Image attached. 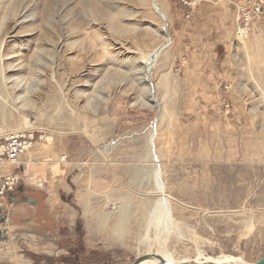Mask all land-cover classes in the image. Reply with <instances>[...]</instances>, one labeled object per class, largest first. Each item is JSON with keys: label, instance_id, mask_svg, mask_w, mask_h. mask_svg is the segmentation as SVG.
<instances>
[{"label": "rangeland", "instance_id": "obj_1", "mask_svg": "<svg viewBox=\"0 0 264 264\" xmlns=\"http://www.w3.org/2000/svg\"><path fill=\"white\" fill-rule=\"evenodd\" d=\"M183 1L0 0V137L31 133L23 154L43 172L23 194L40 225L15 216L0 264L264 256V20L239 35L235 6L227 86L221 47L187 72Z\"/></svg>", "mask_w": 264, "mask_h": 264}, {"label": "crops", "instance_id": "obj_2", "mask_svg": "<svg viewBox=\"0 0 264 264\" xmlns=\"http://www.w3.org/2000/svg\"><path fill=\"white\" fill-rule=\"evenodd\" d=\"M243 1L245 0H192L193 7L188 8L187 21L179 24L175 43L178 51L187 55V72L194 69L192 65L197 51L202 52L199 49L210 48V58L214 61L216 60L214 50L221 47L225 55L219 59L218 68L222 72L221 80L229 86L231 71L234 68L228 60V55L235 28V6L241 5ZM259 28L264 31V23H261ZM214 69L216 68L211 67V70ZM227 98L233 102L236 100L232 92L227 95ZM13 173H19L23 177V182L16 188V193L25 194L29 189L41 188L35 182L43 174L39 162L31 165L24 154L20 155L16 165L0 167V185L6 175ZM6 198L0 199V205L6 202Z\"/></svg>", "mask_w": 264, "mask_h": 264}, {"label": "built area", "instance_id": "obj_3", "mask_svg": "<svg viewBox=\"0 0 264 264\" xmlns=\"http://www.w3.org/2000/svg\"><path fill=\"white\" fill-rule=\"evenodd\" d=\"M188 5L187 0L183 1ZM237 27L244 33L254 24L264 20V0H245L237 6ZM240 35V34H239ZM33 145V135L31 133H20L0 137V167L4 165L14 166L18 157ZM23 182V177L19 173L6 175L0 185V199L13 193Z\"/></svg>", "mask_w": 264, "mask_h": 264}, {"label": "bare ground", "instance_id": "obj_4", "mask_svg": "<svg viewBox=\"0 0 264 264\" xmlns=\"http://www.w3.org/2000/svg\"><path fill=\"white\" fill-rule=\"evenodd\" d=\"M239 34L243 36L245 33L243 31H239ZM156 59H157V51L156 50L145 59V62H144V64H145L144 65V67H145L144 68V75L146 76V79H149V76L151 74V69H153V67H154V65L156 63ZM159 192H160V190H159ZM153 204H154V206L150 210V213H149L150 221L147 224V227L151 226V227H154V228H156L158 230L159 228H161V226L163 224H165V223L167 224L168 223V216H167V212H168L167 210L168 209H167V207L165 205V200L163 198L157 199L155 201V203H153ZM147 255H151V254H146V255H143L142 257H145ZM156 255H158V254H156ZM159 256L162 257L165 261L172 262L174 264H182V263L188 261L186 259H183V260H180V261L174 260L171 257H169L167 254H162V255H159ZM221 257H223V256H221ZM199 260H203L205 262H214L216 264H221V263H223V264H245V263H242V262H236L233 259L226 258V257L218 258V259H214V260L210 259V258L198 257L194 261L196 263V262H199ZM139 264H155V261L150 260V259L149 260L148 259H143Z\"/></svg>", "mask_w": 264, "mask_h": 264}, {"label": "flooded vegetation", "instance_id": "obj_5", "mask_svg": "<svg viewBox=\"0 0 264 264\" xmlns=\"http://www.w3.org/2000/svg\"><path fill=\"white\" fill-rule=\"evenodd\" d=\"M28 196L26 195H23L22 193L21 194H18L16 193V190L9 194V196L6 198V202L4 204H2V211H1V214H0V219L4 216V215H7V220H6V223H5V228L7 225H9L10 223L13 225V220L15 219V216H18L19 214L20 215H25V214H29L31 213L32 216H22L25 218V223L28 225V227L33 231V232H36L37 228L39 227L40 223L36 222L35 220V217L37 216L36 214V206L38 205V201L32 197H29V198H32L33 200L36 201V204H33L31 206L21 202L24 198H27ZM20 205H23V206H26V208L29 210V211H19L17 210V207L20 206ZM19 221V219H18ZM3 226L0 224V229L2 228Z\"/></svg>", "mask_w": 264, "mask_h": 264}, {"label": "water", "instance_id": "obj_6", "mask_svg": "<svg viewBox=\"0 0 264 264\" xmlns=\"http://www.w3.org/2000/svg\"><path fill=\"white\" fill-rule=\"evenodd\" d=\"M21 202L31 206L33 204H36V201L33 200L32 198H24ZM2 206V204L0 205ZM2 211V207H0V214ZM7 220V215H4L1 219H0V224L3 226L0 229V243H6L8 241V236H7V229L5 228V223ZM143 259H150L155 261V264H174L172 262H168L165 261L162 257H160L159 255L153 254V255H147L145 257H140L137 258L132 264H139ZM248 264H264V256L262 258H260L258 261L254 262V263H248Z\"/></svg>", "mask_w": 264, "mask_h": 264}]
</instances>
